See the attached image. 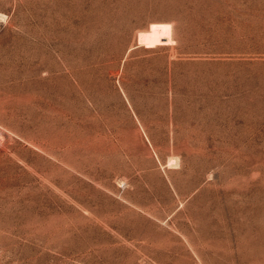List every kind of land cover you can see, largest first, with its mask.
Wrapping results in <instances>:
<instances>
[{"label":"rangeland","instance_id":"obj_1","mask_svg":"<svg viewBox=\"0 0 264 264\" xmlns=\"http://www.w3.org/2000/svg\"><path fill=\"white\" fill-rule=\"evenodd\" d=\"M0 264H264V0H0Z\"/></svg>","mask_w":264,"mask_h":264}]
</instances>
